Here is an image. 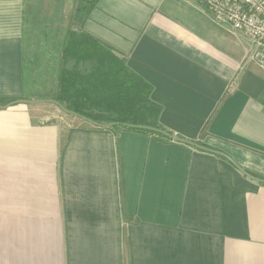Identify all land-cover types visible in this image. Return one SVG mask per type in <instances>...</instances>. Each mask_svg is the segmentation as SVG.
Wrapping results in <instances>:
<instances>
[{
  "label": "crops",
  "instance_id": "obj_1",
  "mask_svg": "<svg viewBox=\"0 0 264 264\" xmlns=\"http://www.w3.org/2000/svg\"><path fill=\"white\" fill-rule=\"evenodd\" d=\"M85 8L0 0V264H264V69L252 40L194 0ZM69 31L122 54L152 85L160 123L205 149L64 124L42 106L24 80L52 79L55 97Z\"/></svg>",
  "mask_w": 264,
  "mask_h": 264
},
{
  "label": "trees",
  "instance_id": "obj_2",
  "mask_svg": "<svg viewBox=\"0 0 264 264\" xmlns=\"http://www.w3.org/2000/svg\"><path fill=\"white\" fill-rule=\"evenodd\" d=\"M84 1L86 11L97 2ZM151 91L152 85L127 66L122 54L86 31L67 33L60 52L55 101L69 113L99 126L170 141L161 133L172 132L160 123L161 106L151 99Z\"/></svg>",
  "mask_w": 264,
  "mask_h": 264
},
{
  "label": "built area",
  "instance_id": "obj_3",
  "mask_svg": "<svg viewBox=\"0 0 264 264\" xmlns=\"http://www.w3.org/2000/svg\"><path fill=\"white\" fill-rule=\"evenodd\" d=\"M219 24H227L249 36L256 48L252 60L264 69V0H194Z\"/></svg>",
  "mask_w": 264,
  "mask_h": 264
},
{
  "label": "rangeland",
  "instance_id": "obj_4",
  "mask_svg": "<svg viewBox=\"0 0 264 264\" xmlns=\"http://www.w3.org/2000/svg\"><path fill=\"white\" fill-rule=\"evenodd\" d=\"M44 81V83L46 84L47 87H45L44 85L41 84V82ZM25 82H31L30 86H27L24 84V86H26L27 88L33 90L34 95H32L34 98H38V99H42L44 102V100H47L46 103L42 106H46L47 108H50L53 113H57V115H59V120L62 121V123L64 124H68V125H73V126H84V125H88L87 123H85V120H83L80 117L75 116L72 113L66 112L65 110H63L62 105H58V104H54L51 103L49 100H55L54 97V93L52 90V86H53V82L52 79L47 78L46 80H39V79H31V80H24ZM43 88H46L47 91L44 94H41V91ZM62 116V117H60ZM52 119H44V121H51Z\"/></svg>",
  "mask_w": 264,
  "mask_h": 264
},
{
  "label": "water",
  "instance_id": "obj_5",
  "mask_svg": "<svg viewBox=\"0 0 264 264\" xmlns=\"http://www.w3.org/2000/svg\"><path fill=\"white\" fill-rule=\"evenodd\" d=\"M52 101H53L54 103L60 105L57 101H55V100H52ZM60 106H61V105H60ZM62 108H63V110H65L66 112H69V111H67L64 107H62ZM80 118H82L83 120H86V121H88V122H90V123H92V124H94V125H97V126L100 125V124H97L96 122H94V121H92V120H90V119H86L85 117H80ZM143 127L151 128V127H148V126H143ZM151 129H154V128H151ZM161 133L164 134L167 138H169V139L172 140V141L184 142V143L191 144V145H193V146H196V147H199V148L205 149L204 146H202V145L196 143L195 141L187 140V139H184V138L179 137L178 135L171 134V133H168V132H165V131H161ZM258 180H259V179H258ZM261 181H264V180H261Z\"/></svg>",
  "mask_w": 264,
  "mask_h": 264
}]
</instances>
